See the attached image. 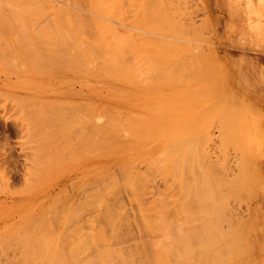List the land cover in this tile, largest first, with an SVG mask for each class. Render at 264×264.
Returning a JSON list of instances; mask_svg holds the SVG:
<instances>
[{"label":"rangeland","instance_id":"rangeland-1","mask_svg":"<svg viewBox=\"0 0 264 264\" xmlns=\"http://www.w3.org/2000/svg\"><path fill=\"white\" fill-rule=\"evenodd\" d=\"M7 1L17 6L13 0H6L5 5ZM20 1L16 2L18 6ZM35 1L40 6V0ZM48 1L47 5L44 0L47 6L54 4L50 6L53 9L48 7L49 11L45 4V8L41 4L44 12L29 11L27 1L20 9L16 7V12L8 11L3 4L7 10L0 13V264H82L80 258L90 250V242L99 237H93L95 232L105 235L107 249L114 252L110 250L114 257L109 258V264L115 260V264H167L170 259L173 261L169 264H187L189 258L192 260L188 264H207L204 261L211 255L206 257L205 253V259L204 250L199 252L204 242L212 243L211 248L206 245L209 254L216 253L208 264H264V0H159L156 5L162 2V8L158 13L155 0H141L142 4L140 0ZM144 1L147 9L140 6ZM151 3L156 7L155 13ZM24 8L29 14L21 11ZM147 15L160 24L153 26ZM3 17L10 20L4 22ZM57 17H64L62 22L67 27H62L59 19L61 28L58 23L57 27ZM45 21L48 26L42 25ZM100 21L106 25L102 27ZM77 25L83 26V31H78ZM38 26H42V31ZM143 26L150 29L144 30ZM100 27L107 30L100 35L106 47L110 40V47L115 49V43L123 44L126 37L132 38L130 44L125 43L128 47L124 44L123 51H119L122 45H117V56L116 50L111 53L114 60L110 53L107 56L108 47H101ZM173 29H179L177 34ZM134 35L143 39H135ZM153 35L160 40H153ZM165 37L168 42H182V46L177 44L180 50L177 42L159 44ZM144 38H153L148 40L151 44L146 40L145 44ZM139 40L143 44L138 45ZM85 42L92 45L89 48L93 54H88ZM167 43L175 44L177 50L171 45L173 48L169 46L167 51ZM163 44L165 48L160 46ZM146 47L153 51L155 48L156 54L149 52L154 59L148 58ZM141 55L152 60L146 61ZM133 60L151 66L142 63L139 68L145 69L139 72ZM110 62L117 64V68L112 67L115 70H109ZM131 64L136 65L133 69L140 76L131 72ZM185 69L186 73H180ZM236 140H240V145ZM169 161L174 162L173 166ZM97 191L101 192L96 194L98 201L94 199L92 203ZM102 201L106 204L102 205ZM106 208L107 216L117 217L110 219L112 224L110 217H102ZM159 218L166 220V225L171 224L170 229ZM151 222L156 223L153 226ZM163 228L167 237H163ZM183 231V240L186 234L188 237L185 246L178 237ZM231 239L236 240V249L230 245L229 250ZM97 240L98 244L103 242ZM159 241L165 246L157 245ZM226 242L228 247L223 245ZM175 245H179L176 250ZM186 246L193 248H189L192 252ZM74 247L77 256L70 252ZM182 248L188 250L184 261L177 254L187 251ZM114 250L120 256L114 255ZM156 251H164L168 257ZM183 252L179 253L185 258ZM228 254L233 263L227 259Z\"/></svg>","mask_w":264,"mask_h":264},{"label":"bare ground","instance_id":"bare-ground-1","mask_svg":"<svg viewBox=\"0 0 264 264\" xmlns=\"http://www.w3.org/2000/svg\"><path fill=\"white\" fill-rule=\"evenodd\" d=\"M0 1H1V0H0ZM2 1H3V0H2ZM5 1H6V0H5ZM5 1H4L3 3H2V2L0 3V4H2V5H0V7H1V8H0V13H1V11H2V12H3V11H6L8 8H9V9L11 8L10 10L8 9V11H15V9H17L18 7H19V9H20V7H22L21 4H23V2H24L25 0H24V1L22 0L23 2L20 1V6H18L19 4L16 3V2H18V0H17V1L13 0V2H15L14 4L17 5V6H16L17 8H16L15 6L9 4L8 1L6 2V4L8 3V5H5ZM27 1H28V2H27ZM29 1H30V2H29ZM34 1H35V0H34ZM46 1H47V5H48L49 1H48V0H46ZM87 1H88V0H87ZM91 1H92V0H91ZM129 1H130V0H129ZM132 1H133V0H132ZM142 1H143V0H142ZM148 1H149V3H150V0H147V2H148ZM153 1H154V0H153ZM153 1L151 0V2H153ZM158 1H159V0H155V1H154V2H156V3H155V6L158 7V8H157V11H156L157 13L159 12L158 10L162 8L161 5H160V4L162 3L161 1H160V2H161L160 4L156 5ZM162 1L165 2V0H162ZM9 2L11 3L12 0H9ZM21 2H22V3H21ZM26 2H27V3H26ZM38 2H40V3L42 4V6H44V8H45L46 2H44V0H40V1H38ZM42 2H43V3H42ZM97 2H98V1H97ZM100 2H101V1H100ZM103 2H104V1H103ZM114 2H115V0H114ZM116 2H117L116 4H118V1H116ZM133 2H134V1H133ZM133 2H132V3H133ZM138 2H139V1H138ZM154 2H153V3H154ZM164 2H163V3H164ZM171 2H172V1H171ZM24 3L27 4V5H26L27 7H26V6H25V7L28 8V9L30 8L29 11H32V12L35 11V10H36V11H37V10L40 11L41 9H43V10H41V11L44 12L46 9H48V7H49V9L51 10V9H53V8L50 7V6H53V5H54V4H53V5L51 4V5H49V6L46 5L47 7H46V9L44 10V8L41 6L40 3H39V4H40L41 7L37 4V1H35V4H36L37 6H39L40 9H38L39 7H37L36 5L34 6V2H33V0H26ZM29 3H30V4L32 3L31 6L33 5V6H32L33 8L30 7ZM73 3H74V2H73ZM91 3H93V2H91ZM106 3H107V2H106ZM122 3H123V2H122ZM122 3H121V4H122ZM140 3H141V0H140ZM140 3H138V4H140ZM149 3H148V4H149ZM153 3H151V5H152V7H151L152 10H151V11H153L154 8H156L155 6L153 7V5H154ZM158 3H159V2H158ZM3 4H4V6H5L7 9H6L5 7H4V8L2 7ZM12 4H13V3H12ZM43 4H45V5H43ZM102 4H103V3H102ZM136 4H137V2H136ZM141 4H142V3H141ZM141 4H140V6H142V7L145 6L146 9L148 8V7H147L148 5H147L146 1L143 2V5H141ZM165 4H166V3H165ZM24 5H25V4H24ZM24 5H23V6H24ZM118 5H119V4H118ZM131 5H132V4L129 3L128 6L131 8V7H132ZM133 5H134V4H133ZM151 5H149V7H150ZM172 5H173V4H172ZM8 6H9V7H8ZM58 6H59V5H58ZM62 6L65 7V5H62ZM62 6H61V4H60V7H62ZM114 6H117V5H114ZM140 6H138V8H140ZM163 6H164V4H163ZM13 7H14V8H13ZM66 7H67V5H66ZM97 7H98V6H97ZM107 7H108V6H107ZM110 7H112V6H110ZM134 7L137 8V6H134ZM134 7H133V9H134ZM160 7H161V8H160ZM165 7L167 8V7H169V6L165 5ZM165 7H164V8H165ZM31 8H32L33 10H32ZM54 8H55V7H54ZM58 8H59V7H58ZM68 8H69V7H68ZM108 8H109V7H108ZM108 8H107V9H108ZM119 8H120V7H119ZM119 8H118V11H119ZM172 8H173V6H172ZM172 8H171V10H172ZM3 9H4V10H3ZM5 9H6V10H5ZM19 9H18V10H19ZM21 9H22V8H21ZM49 9L46 10V11H49ZM61 9H62V10H61ZM61 9H60V11L63 12V11H64L63 8H61ZM105 9H106V8H105ZM109 9H110V8H109ZM112 9H113V8H112ZM121 9H122V7H121ZM146 9L144 8V12H145V13H148V12H146ZM174 9H175V8H174ZM24 10H25V8H24L23 10H21V11H24ZM57 10H58V9H57ZM115 10H116V9H114V10H112V11H115ZM138 10H139V9H138ZM138 10H137V11H138ZM141 10H143V8H140V11H141ZM166 10H167V9H166ZM16 11H17V10H16ZM16 11H15V12H16ZM19 11H20V10H19ZM25 11H26V13H27V9H26ZM29 11H28V12H29ZM52 11H54V10H52ZM71 11H73V9H72ZM75 11H78V10L75 9ZM99 11H100V13H101V9H100ZM99 11H98V12L96 11V12L99 13ZM120 11H122V10H120ZM133 11H134V10H133ZM161 11L164 12V10H161ZM168 11H169V9H168ZM172 11H173V10H172ZM32 12H31V13H32ZM93 12H94V10H93ZM149 12H150V11H149ZM170 12H171V11H170ZM175 12H176V11H175ZM13 13H14V12H13ZM23 13H24V12H23ZM53 13H54V12H52V14H53ZM58 13L60 14V12H58ZM58 13H57V14H58ZM102 13H103V12H102ZM138 13H139V12H138ZM141 13H143V12H141ZM153 13H155V11H153ZM160 13H161V12H160ZM160 13H159V14H160ZM27 14H29V13H27ZM35 14H36V13H35ZM65 14H66V10H65ZM69 14H70V13H69ZM78 14H79V13H77V17H78ZM117 14H119V12H117ZM143 14H144V13H143ZM143 14H141V16H142ZM150 14L153 15L151 12H150ZM150 14H148V15H150ZM159 14H158V15H159ZM174 14H175V13H174ZM1 15H2V14H1ZM10 15H11V14H10ZM13 15H14V18H15V14H13ZM18 15H19V14H18ZM41 15H42V14H41ZM55 15H56V13H55ZM55 15H54V16H55ZM80 15H81V14H80ZM119 15H120V14H119ZM136 15H137V14H136ZM144 15H146V14H144ZM148 15H147V18H148V19H151V21H150V20H148V21H150V23H153V24H154L153 26H155V24H156V25H159V24H160V23H159V24H158V23H155V21H156L155 18H154V22H152V21H153L152 18H153L154 16H156V15H153V17L151 16V18H150V16H148ZM161 15H163V14H161ZM169 15H170V14H169ZM3 16H4V15H3ZM32 16H36V15H32ZM32 16H31V17H32ZM37 16H39V15H37ZM43 16H44V15H43ZM54 16H53V17H54ZM65 16H66V15H65ZM65 16H64V17H65ZM139 16H140V15H139ZM139 16H138V17H139ZM141 16H140V18H141ZM12 17H13V16H12ZM20 17H21V16H19L18 19H20ZM40 17H41V16H40ZM53 17H51V18H53ZM59 17H62V16H59ZM59 17L54 18V20H55V19L58 20ZM64 17H63V18H60L59 20L62 22V19H64ZM75 17H76V16H74V18H75ZM82 17H83V16H82ZM82 17H81V18H82ZM97 17H98V16H97ZM143 17H144V16H143ZM167 17H168V16H167ZM10 18H11V17H10ZM14 18H12V19H14ZM51 18H50V19H51ZM88 18H89V17H88ZM98 18H99V17H98ZM156 18H158V17L156 16ZM161 18H162V17L160 16L159 19H161ZM164 18H165V17H164ZM171 18H172V17H171ZM171 18H170V19H171ZM175 18H176V17H175ZM6 19H9V18H6ZM6 19L3 17L2 20H4V22H6ZM27 19H28V18H27ZM29 19H30V17H29ZM29 19H28V21H29ZM39 19H40V18H39ZM78 19H79V18H77V20H78ZM167 19H168V18H167ZM9 20H10V19H9ZM9 20H8V21H9ZM33 20H34V19H33ZM54 20H53V21H54ZM56 20H55V23H54V24H55L56 26L59 24L58 26L61 28V25H60L61 22H60L59 20L56 22ZM64 20H65V19H64ZM74 20H75V22H76V19H74ZM84 20H85V19H84ZM90 20H91V19H90ZM90 20H89V21H90ZM96 20H97V18H96ZM138 20H139V19H138ZM163 20H164V19L162 18L161 21H163ZM12 21H13V20H12ZM17 21H18V20H17ZM24 21H25V18H24ZM35 21H37V20H35ZM72 21H73V20H72ZM78 21H79V20H78ZM81 21H82V20H80V22H81ZM148 21H147V22H148ZM157 21H158V20H157ZM164 21H165V20H164ZM164 21H163V22H164ZM168 21H169V19H168ZM43 22H44V21H43ZM84 22H85V21H84ZM86 22H87V20H86ZM140 22H141V21H140ZM142 22H143V21H142ZM158 22H159V21H158ZM165 22H166V21H165ZM169 22H170V21H169ZM169 22H168V23H169ZM171 22H173V20H172ZM176 22H177V21H176ZM10 23H12V22H10ZM16 23H17V22H16ZM30 23H31V22H30ZM46 23H47V22L45 21V23H43L42 25H45ZM52 23H53V22H52ZM56 23H58V24H56ZM62 23H63V24H62V25H63L62 27H64L65 24H66V22L64 21V22H62ZM73 23H74V22H73ZM78 23H79V22H78ZM91 23H92V22H91ZM96 23H97V22H95V24H96ZM100 23H101L102 27H104V26L106 25V24L103 25V23H102L101 21H100ZM138 23H139V22H138ZM150 23H149V24H150ZM48 24H49V23H48ZM50 24H51V23H50ZM76 24H77V23H76ZM84 24H85V23H84ZM97 24H98V23H97ZM97 24H96V25H97ZM165 24H166V23H165ZM165 24H163V26H164ZM174 24H176V23L174 22ZM14 25H15V24H14ZM20 25H21V24H20ZM25 25H26V24H25ZM25 25H24V27H25ZM46 25H47V24H46ZM55 25H54V26H55ZM133 25H134V24H133ZM145 25H146V24H145ZM147 25H148V24H147ZM166 25H167V24H166ZM171 25H172V23H170V27L172 28ZM6 26H7V25H6ZM10 26H11V25H10ZM47 26H48V25H47ZM56 26H55V28H56ZM58 26H57V27H58ZM71 26H74V24L71 25ZM77 26H78V28H79L78 31H80V28L83 27V26L79 27V25H77ZM97 26H98V28H99V24H98ZM109 26H110V25H109ZM137 26H138V25H137ZM140 26H141V29H142V24H141ZM148 26H149V25H148ZM148 26H147V27H146V26H143L144 30H145L146 28H149V29H150V27H148ZM173 26H174V25H173ZM14 27H15V26H14ZM38 27H39V26H38ZM41 27H42V26H41ZM41 27H39L40 30H41ZM65 27H67V26H65ZM102 27H100V30L97 29V30L100 31V33H99L98 36L101 35V31H102V30H103V32H104V30H105V28L102 29ZM107 27H108V26H107ZM157 27H158V26H157ZM167 27H168V26H167ZM176 27L178 28L179 26L176 24ZM55 28H54V29H55ZM72 28H73V27H72ZM96 28H97V27H96ZM152 28H153V27H152ZM164 28H166V27H164ZM27 29H29V28H27ZM46 29H48V28H45V30H46ZM51 29H52V28H51ZM57 29H59V28H57ZM57 29H56V30H57ZM73 29H74V28H73ZM75 29L77 30L76 27H75ZM86 29H87V28H86ZM128 29H129V28H128ZM154 29H156V28H154ZM162 29H163V27L161 28V30H162ZM29 30H30V29H29ZM89 30H90V29H89ZM152 30H153V29H152ZM152 30H151V31H152ZM159 30H160V27H159ZM167 30H169V29H167ZM167 30H166V31H167ZM173 30H174V32L176 31L175 33L177 34V30H179V29H173ZM173 30H172V31H173ZM27 31H28V30H27ZM41 31H42V30H41ZM58 31H59V30H58ZM67 31H68V30H67ZM70 31H71V27H70ZM72 31H73V30H72ZM82 31H83V28H82ZM84 31H85V30H84ZM99 31H98V32H99ZM105 31H107V30H105ZM111 31H112V30H111ZM147 31H148V30H147ZM154 31H155V30H154ZM157 31H158V30L156 29L155 33H156ZM62 32H63V31H62ZM103 32H102V33H103ZM109 32H110V31H109ZM114 32H115V31H114ZM114 32H113V33H114ZM136 32H139V31H136ZM162 32H163V31H162ZM168 32H170V31H168ZM26 33H27V32H26ZM47 33H49V32H47ZM69 33H70V32H69ZM69 33H68V34H69ZM87 33H88V32H87ZM105 33H106V32H105ZM105 33H104V34H105ZM115 33H116V32H115ZM115 33H114V34H115ZM141 33H142V32H141ZM141 33H139V34H141ZM157 33H158V32H157ZM159 33H161V31H160ZM163 33H164V32H163ZM163 33H161V35H164ZM175 33H174L173 35H175ZM30 34H31V33H29L28 36H30ZM50 34H51V33H50ZM61 34H62V33H61ZM64 34H65V33H64ZM71 34H72V33H71ZM71 34H70V35H71ZM97 34H98V33H97ZM107 34H108V33H106V35H107ZM148 34H149V33H148ZM166 34H167V33H165V35H166ZM170 34H171V32H170ZM45 35H46V33H45ZM47 35H48V34H47ZM77 35H78V34H76V36H77ZM94 35H95V34H94ZM108 35H110V33H109ZM115 35H117V34H115ZM115 35H114V36H115ZM136 35H138V33H136ZM143 35H144V34H143ZM167 35H168V34H167ZM167 35H166V36H167ZM173 35H172V36H173ZM28 36H27V37H28ZM32 36H33V35H32ZM32 36H31V37H32ZM41 36H42V35H41ZM52 36H54V35H52ZM56 36H57V35H56ZM114 36H113V37H114ZM139 36H140V35H139ZM33 37H34V36H33ZM45 37H46V36H45ZM59 37H60V36H59ZM59 37H58V38H59ZM63 37H64V36H63ZM66 37L68 38V36H66ZM78 37H79V36H78ZM100 37H101V39H103L102 36H100ZM105 37H106V38H105V41H106V40H107V36H105ZM111 37H112V33H111ZM135 37H136V36L134 35V38H135ZM146 37H147V36H146ZM148 37H150V36H148ZM152 37L155 38L154 35H153ZM158 37H159V36H157L155 39H153V38L145 39V38H144V41L146 40L147 42H149L150 39L156 40ZM39 38H40V37H39ZM41 38H42V37H41ZM50 38H51V37H50ZM64 38H65V37H64ZM67 38H66V39H67ZM96 38H98V37L96 36ZM117 38H118L119 40H121V38H119V36H118ZM130 38H131V37H130ZM130 38L128 37V39H127V37H126V39H127V40L125 39L126 41H125L124 39H122V40L125 41V42H124V41L122 42L123 44H119V43L116 44L115 42H118V39H116L117 41L114 39V41H115L114 43H115V44H114L113 46H114V48L116 47L115 49H113V47H110V46L112 45L110 39H109L110 42H109V41L107 42V43L109 44V46H107V47H108L107 50H106L107 47H106V45H105L106 42H104V39L102 40V41H103V42H102V45H101V44H100V45H101V47L105 45L103 48H105V50L108 51V53L106 52V53H107V56L109 55V53H110V55H111V53H112L114 50H116V53H115V55H116V54H118L117 52H118V49H119V46H117V45H120V46L122 45V47H120V48H122V49H120L119 51H123V49H124L123 47H125V45H126V47H128L127 44H130V43L128 42ZM134 38H133V39H134ZM139 38H140V39H143V38H141V37H138V38L136 37L135 39H139ZM159 38H160V37H159ZM159 38H158V39H159ZM162 38H163V37H162ZM176 38H178V37L176 36ZM46 39H47V38H46ZM70 39H71V37H70ZM75 39H76L75 41H78L77 38H75ZM78 39H79V38H78ZM131 39H132V38H131ZM135 39H134V40H135ZM158 39H157V40H158ZM42 40H43V39H42ZM44 40H45V39H44ZM67 40H68V39H67ZM73 40H74V39H73ZM96 40H97V39H96ZM148 40H149V41H148ZM157 40H156V41H157ZM159 40H160V39H159ZM162 40H163V39H162ZM162 40H161V42H160L159 44H161L162 42H166V41L168 42V40H166V37L164 38V41H162ZM170 40H171V39H170ZM170 40H169L170 43H175V42H177V43H175L176 45L178 44V45L182 46V42H180V43H181V44H180V43H178V41H175V42H174L173 40H171V41H170ZM63 41H64V40H63ZM79 41H80V39H79ZM112 41H113V38H112ZM146 41H145V44H146ZM156 41H155V42H156ZM180 41H181V40H180ZM183 41H184V40H183ZM44 42H45V41H44ZM70 42H71V41H70ZM82 42H83V41H82ZM82 42H81V43H82ZM127 42H128V43H127ZM131 42H132V41H131ZM140 42H141V41L139 40V44H138V45H140L141 43L143 44V40H142L141 43H140ZM169 42H168V43H169ZM100 43H101V42H100ZM120 43H121V41H120ZM125 43H127V44H125ZM149 43L151 44V42H149ZM168 43H167V45H166L167 48H168L167 51H169V48H170V47H171V49H172V48H173V47H172L173 45L175 46L174 48L176 49V45H175V44H170V45H169ZM185 43H186V45H187V41H185ZM52 44H53V43H52ZM78 44H79V42H78ZM78 44H77V48L80 49V48H79L80 44H79V45H78ZM82 44H83V43H82ZM90 44H91V43H90ZM98 44H99V43H98ZM103 44H104V45H103ZM124 44H125V45H124ZM134 44H135V42H134ZM152 44H153V43H152ZM155 44H156V43H154V45H155ZM66 45H67V44H66ZM69 45H70V44H69ZM85 45L88 46L87 49L89 50V52H88V51H87V52H88V54H89L90 51H91L92 49L89 48L90 45H89V44H86V42H85ZM95 45L97 46V44H94V46H95ZM123 45H124V46H123ZM135 45H137V42H136ZM135 45H134V46H135ZM138 45H137V46H138ZM157 45H158V43H157ZM164 45H165V44L160 45V46H162V48H163ZM171 45H172V46H171ZM178 45H177V48H179V50H180V46L178 47ZM183 45H184V43H183ZM45 46H46V45H45ZM63 46H64V45H63ZM74 46H76V43H75ZM81 46H82V45H81ZM91 46H92V45H91ZM91 46H90V47H91ZM137 46H136V47H137ZM158 46H159V45H158ZM158 46H157L156 48H158ZM169 46H170V47H169ZM69 47H70V46H69ZM101 47L99 46L98 48H101ZM109 47H110V48H109ZM117 47H118V49H117ZM126 47H125V48H126ZM140 47H141V46H140ZM185 47H186V46H185ZM74 48H76V47H74ZM74 48H73V50H74ZM77 48H76V49H77ZM94 48H95V47H94ZM96 48H97V47H96ZM111 48H112L113 50H112ZM138 48H139V47H137V49H138ZM147 48L149 49V47H146V49H147ZM164 48H165V46H164ZM181 48H183V47H181ZM194 48H195V47H194ZM71 49H72V48H71ZM76 49H75V50H76ZM81 49H82V48H81ZM83 49H84V48H83ZM90 49H91V50H90ZM101 49H102V48H101ZM101 49H100V50H101ZM110 49L112 50L111 52L109 51ZM141 49H142V48H140V50H141ZM144 49H145V48H144ZM144 49H142V50H144ZM150 49H151V50H150ZM150 49H149L150 51H149V50L146 51V52H147V53H146L147 55H148L149 52H151V53L155 52V54H156V50H155V48H154V51L152 50V49H153L152 47H151ZM160 49H161V47H160ZM171 49H170V50H171ZM93 50H95V49H93ZM105 50H104V51H105ZM124 50H125V49H124ZM128 50H129V49H127L126 51H128ZM130 50H131V49H130ZM173 50H174V49H173ZM176 50H177V49H176ZM102 51H103V49H102ZM126 51H125V52H126ZM134 51H135V50H134ZM137 51H139V50H137ZM137 51L134 52V53H137ZM162 51H163V50H162ZM174 51H175V50H174ZM194 51H195V50H194ZM81 52H82V51H81ZM94 52H95V51H94ZM125 52H124V53H125ZM140 52H141V51H140ZM140 52H139V53H140ZM170 52H171V51H170ZM170 52H167V54H168V53L170 54ZM74 53H75V52H74ZM78 53H79V52H78ZM78 53H77V54H78ZM98 53H101V52H98ZM119 53H120V52H119ZM129 53H130V51H129ZM134 53H133V54H134ZM159 53H160V52H159ZM159 53H158L157 55L160 56V54H161L162 52H161L160 54H159ZM174 53H175V52H174ZM79 54H80V53H79ZM90 54H93V52H91ZM104 54H105V52H104ZM104 54H103V55H104ZM141 54H142V53H141ZM143 54H144V53H143ZM146 54H145V55H146ZM149 54H150V53H149ZM162 54H164V53H162ZM171 54H173V52H172ZM100 55H101V54H100ZM103 55H101V56H103ZM110 55H109V57H110L111 60H112V59L114 60V59L116 58V57H113V54H112L111 56H110ZM123 55H124V54H123ZM138 55H140V54H138ZM75 56H76V55H75ZM78 56H79V55H78ZM88 56H89V55H88ZM94 56H95V55H94ZM97 56H98V55H97ZM116 56H117V55H116ZM119 56H121V58H122V53H121V55L119 54ZM119 56L117 57V59L119 58ZM124 56H125V55H124ZM141 56H143V55H141ZM152 56H153V55L150 54V55H148V58L150 57V58L154 59L155 57L153 56V57H154V58H153ZM159 56H156V57L158 58ZM162 56H163V55H162ZM162 56H161V57H162ZM185 56H188V55H185ZM195 56H197V55H195ZM195 56H194V57H195ZM79 57L81 58L82 56L80 55ZM79 57H78V58H79ZM99 57H100V56H99ZM112 57H113V58H112ZM135 57L137 58V56H135ZM163 57H164V56H163ZM194 57H193L192 59L197 58V57H195V58H194ZM89 58H90V57H89ZM121 58H119V59H121ZM136 58H135V59H136ZM143 58H145V57L143 56ZM146 58H147V57H146ZM146 58H145V59H146ZM159 58H160V57H159ZM187 58H188V57H187ZM190 58H191V57H190ZM199 58H200V57H199ZM73 59H74V58H73ZM92 59H93V58H92ZM94 59H95V58H94ZM105 59H106V58H105ZM140 59H141V58H140ZM145 59H144V60H145ZM152 59H150V60H152ZM87 60H88V59H87ZM111 60H110V61H111ZM136 60H137V59H136ZM136 60H133V62H136L135 64H137V67H138V68L142 65V63H144V64L146 63L145 61H143L142 63L140 62V65H139V62H137V61H140V60H137V61H136ZM142 60H143V59H142ZM142 60H141V61H142ZM147 60H148V59H146V61H147ZM150 60H148V61L150 62ZM156 60H157V59H156ZM158 60H159V59H158ZM163 60H164V58H163ZM163 60H162V61H163ZM76 61H77V60H76ZM80 61L82 62V59H81ZM91 61H92V60H90V62H91ZM116 61H117V60H116ZM154 61H155V60H154ZM164 61H165V60H164ZM168 61H169V59H168ZM179 61H181V60H178V63H179ZM72 62H73V60H72ZM72 62H71L70 64H72ZM81 62H80V63H81ZM84 62H85V60H84ZM112 62H113V61H112ZM112 62H110V63H112ZM114 62H115V61H114ZM117 62H118V61H117ZM120 62H121V61H120ZM152 62H153V61H152ZM160 62H161V61H160ZM76 63H77V62H76ZM86 63H87V62H86ZM115 63H116V62H115ZM153 63H154V62H153ZM155 63H156V61H155ZM155 63H154V64H155ZM163 63H164V62H163ZM163 63H162V64H163ZM170 63H171V62H170ZM182 63H183V62H182ZM73 64L75 65L74 62H73ZM73 64H72V65H73ZM113 64H114V63H112V66L109 67V68H111V69H109L107 66H106V67H107L109 70H115V69H113L112 67H114V66L116 65L115 67L117 68V64H115V65H113ZM135 64H134V66H136ZM144 64H143V65H144ZM156 64H157V63H156ZM158 64H159V63H158ZM158 64H157V65H158ZM162 64H161V65H162ZM164 64H166V63H164ZM180 64H181V62L179 63V65H180ZM74 65H73V66H74ZM105 65H106V64H105ZM119 65H121V63H120ZM119 65H118V66H119ZM138 65H139V66H138ZM143 65H142V66H143ZM145 65H150V64L147 63V64H145ZM152 65H153V64H152ZM157 65H156V66L153 65V66H155L154 68L157 69ZM167 65H168V64H167ZM182 65H183V64H182ZM70 66H71V65H70ZM75 66H76V65H75ZM75 66H74V67H75ZM122 66H123V65H122ZM122 66H121L120 68H122ZM134 66H133V67H134ZM150 66H151V65H150ZM150 66H148L149 69H151ZM153 66H152V67H153ZM158 66L160 67V65H158ZM176 66H177V65H176ZM180 66H181V65H180ZM78 67H79V65H78ZM82 67H83V65H82ZM103 67H104V70H105V66H103ZM131 67H132V64H131ZM133 67H132L131 69H133ZM137 67H136V68H137ZM145 67H146V66H145ZM171 67H172V66H171ZM181 67H182V66H181ZM202 67H203V66H202ZM70 68H71V67H70ZM84 68H85V67H84ZM127 68H128V67H127ZM154 68H153V69H154ZM161 68H162V67H161ZM200 68H201V67H200ZM75 69H76V68H75ZM75 69H74V70H75ZM82 69H83V68H82ZM82 69H79V70H82ZM128 69H129V68H128ZM143 69H145V68H143ZM143 69H142V67H141V69L139 68L138 71L141 72V70H143ZM175 69L177 70V68H175ZM178 69H179V67H178ZM116 70H118V69H116ZM146 70L149 71V70L147 69V67H146ZM154 70H155V69H154ZM159 70H160V69H159ZM176 70H174L173 72H175ZM200 70H201V69H200ZM75 71H76V70H75ZM133 71H135V69H133L131 72H133ZM155 71H158V70H155ZM163 71H164V70H163ZM178 71H179V70H178ZM178 71H177V72H178ZM135 72H136V71H135ZM184 72L186 73V72H187V69H185V71L183 70V72L181 71L180 73H184ZM106 73H107V72H106ZM112 73H113V72H112ZM150 73H151V75H152L151 70H150ZM159 73H160V72H159ZM145 74L147 75V73H144V75H145ZM154 74H155V73H153V75H152L151 77L155 78V77H154ZM191 74L194 75V73H191ZM138 75L140 76V74H138ZM138 75H137V72H136V76H138ZM142 75H143V73H142ZM146 75H145V76H146ZM167 75H168V74H167ZM169 75H170V74H169ZM175 75L178 76L177 74H175ZM180 75H181V74H180ZM207 75H208V74H207ZM149 76H150V74H149ZM155 76H156V75H155ZM162 76H163V75H162ZM146 77H147V76H146ZM156 77H157V76H156ZM188 77H189V76H188ZM188 77H187V78H188ZM208 77H209V75H208ZM148 78H149V77H148ZM175 78H176V77H175ZM177 78H178V77H177ZM177 78H176V79H177ZM189 78H190V77H189ZM151 79H152V78H151ZM179 79H180V78H179ZM204 79H205V78H204ZM204 79H203V80H204ZM177 80H178V79H177ZM205 80H207V79H205ZM178 81H181V79L178 80ZM185 82H186V81H185ZM235 96H236V95H235ZM234 103H235V102H234ZM236 103H237V101H236ZM236 108H237V107H236ZM238 108H239V107H238ZM240 108H241V107H240ZM239 110H240V109H239ZM238 113H239V112H238ZM95 118H96V117H95ZM96 119H97V118H96ZM221 120H222V119H221ZM228 121H229V120H228ZM246 121H247V120H246ZM94 123H95V122H94ZM94 123H93V124H94ZM226 123H227V122H226ZM246 123H247V122H246ZM95 124H96V123H95ZM99 125H100V124H97L98 127H101V125H100V126H99ZM97 126H96V127H97ZM227 126H228V125H227ZM246 126H248V124H246ZM92 127H93V126H92ZM96 127L94 126L93 128H96ZM58 129H59V128H58ZM60 131H61V130H60ZM248 131H249V129H248ZM58 132H59V130H58ZM114 135H115V134H114ZM236 141H238V140H236ZM239 141H240V140H239ZM239 141H238V143H239ZM234 142H235V141H234ZM235 144H236V143H235ZM239 145H240V143H239ZM241 145H242V144H241ZM234 146L237 147L238 145L236 144V145H234ZM238 147H239V146H238ZM239 149H240V151H241V147H240ZM241 155H242V154H241ZM254 158H255V157H254ZM169 159H170V158H169ZM173 160H174V159H172V161H173ZM239 160H241V159L239 158ZM244 160H245V159H244ZM244 160H242V161H244ZM123 161H124V160H123ZM172 161H171V162H172ZM169 162H170V161H169ZM171 162H170V163H171ZM174 162H175V160H174ZM174 162L171 163L172 166H173ZM239 162H240V161H239ZM245 162H246V161H245ZM240 163H243V162H240ZM167 164L169 165V163H167ZM238 164H239V163H238ZM245 164H246V163H245ZM242 165H243V164H242ZM242 165H241V166H242ZM244 166H245V165H244ZM167 167H169V166H167ZM164 168H166V167H164ZM176 168H178V167L176 166ZM176 168H175V169H176ZM182 168H184V167H182ZM241 168H242V167H241ZM241 168H240V172H241ZM167 169H168V168H167ZM169 169H170V168H169ZM243 170H245V169L243 168ZM167 171H168V170H166V172H167ZM241 173H242V172H241ZM242 174H244V173H242ZM136 176L138 177V175H136ZM134 179H135V178H134ZM136 180H137V179H136ZM136 180L133 182L134 184L136 183ZM237 180H239V179H237ZM110 181H111V180H110ZM93 184H94V183H93ZM238 184H240V182H239ZM135 185H136V184H135ZM88 186H90V185H88ZM90 187H91V186H90ZM105 187H106V186H105ZM101 188H102V187H101ZM87 189H88V187H87ZM108 189H109V188H108ZM89 190H90V189H89ZM91 191H92V189H91ZM94 191H95V190H94ZM94 191H93V192H94ZM97 192H98V191H97ZM97 192L94 193V194H95L94 196L92 195V196L94 197V198L92 197V198H93V201H92V199H91V202H92V203H93V202L95 203L94 199L98 201V199H97L96 197H97L98 195H100L101 192H100V193H99V192L97 193ZM96 194H98V195H96ZM101 196H102V195H101ZM110 196H111V195H110ZM87 197H88V196H87ZM112 197H113V196H112ZM88 198H90V197H88ZM88 200H89V199H88ZM107 200H108V198H107ZM89 202H90V200H89ZM91 202H90V203H91ZM104 202H106V201H104ZM109 202H110V201H109ZM111 202H112V201H111ZM99 203H100V201L98 202V204H99ZM105 204H106V203H103V201H102V205H105ZM75 205H76V204H75ZM88 205H89V203H88ZM96 205H97V204H96ZM107 205H108V204H107ZM109 205H110V204H109ZM111 205H112V204H111ZM78 206H79V205H78ZM80 206H81V205H80ZM90 206H91V205H90ZM157 206H159V205H157ZM157 206H156V207H157ZM92 207H93V206H92ZM103 207H104V206H103ZM159 207H161V205H160ZM70 209H71V208H70ZM73 209H74V208H73ZM105 210H106V213H105L106 215L103 214V216H102V215H101V216L104 217V218L107 217V219H108L110 216H107V212H108L107 210H109V209L106 208ZM77 211H79V210H77ZM77 211H76V212H77ZM115 212H116V211H115ZM72 213H73V212H72ZM72 213H70V214H72ZM75 214H76V213H75ZM77 214H78V213H77ZM109 214H110V212H109ZM109 214H108V215H109ZM110 215H111V214H110ZM113 215H114V214H113ZM105 216H106V217H105ZM74 217H76V216L74 215ZM112 217H113L112 219L117 218V217H114V216H112ZM162 217H163V216H162ZM110 219H111V217L108 219V221H111V220H112V219H111V220H110ZM159 220H162V218H159ZM163 220H164V219H163ZM163 220H162V222H161V221H159V222L165 224L164 222H165L166 220H164V221H163ZM100 221H101V220H100ZM156 221L158 222V220H156ZM79 222H80V221H79ZM86 222H87V221H86ZM116 222H117V220H116ZM77 223H78V222H77ZM77 223H75V224H77ZM95 223H96V222H95ZM104 223H105V222H104ZM110 223L112 224V221H111ZM110 223H107V226H108V224H109L108 228L111 226ZM151 223H152V222H151ZM155 223H156V222H155ZM155 223H154V225H155ZM84 224H85V223H84ZM86 224H87V223H86ZM105 224H106V223H105ZM166 224H167V223H166ZM166 224H165V225H166ZM88 225H89V223H88ZM113 225H114V223H113ZM115 225H116V224H115ZM115 225H114V226H115ZM148 225H149V224H148ZM152 225H153V223H152ZM154 225H153V226H154ZM158 225H159V224H158ZM102 226H103V225H102ZM117 226H118V223H117ZM149 226H150V225H149ZM166 226L169 227V229H170L171 224H170V226H168V225H166ZM177 226H178V225H177ZM177 226H176V227H177ZM64 227H65V226H64ZM88 227H89V226H88ZM96 227H97V226H96ZM99 227L101 228V226H99ZM121 227H122V226H121ZM159 227H160V225H159ZM150 228L152 229L153 227L150 226ZM161 228H162V227H161ZM179 228H181V227L179 226ZM182 228H184V227H182ZM237 228H238V227H237ZM237 228H236V229H237ZM71 229H72V228H71ZM79 229H81V228H79ZM97 229H98V227H97L95 230H97ZM101 229H103V228H101ZM105 229H106V228H105ZM114 229L116 230V228H114ZM118 229H119V228H118ZM164 229H166V228H163V230H164ZM24 230H25V229H24ZM69 230H70V229H69ZM72 230H73V229H72ZM74 230H76V229L74 228ZM93 230H94V229H93ZM98 230H99V229H98ZM98 230H97V231H98ZM103 230H104V229H103ZM153 230H154V228H153ZM157 230H158V227H157ZM177 230H178V229H177ZM180 230H181V229H180ZM182 230H183V229H182ZM182 230H181V231H182ZM186 230H187V229H185V231H186ZM204 230H206V229H204ZM77 231H78V230H77ZM80 231H81V230H80ZM109 231H110V230H109ZM160 231H161V230H160ZM164 231H165V232H164ZM164 231L162 232V234L165 233L163 237H167L166 235H169V234H168V232H166V230H164ZM173 231H175V230H172V232H173ZM178 231H179V230H178ZM207 231H208V230H207ZM64 232H65V231H64ZM70 232H73V231H70ZM78 232H79V231H78ZM113 232H115V231L113 230L111 233H113ZM152 232H153V231H152ZM156 232H157V231H156ZM158 232H159V230H158ZM175 232H177V231H175ZM179 232H180V231H179ZM186 232H188V230H187ZM190 232H191V231H190ZM235 232H236V230H235ZM75 233H77V232L75 231ZM100 233H101V232H98V235H97L96 232H95V234L93 233V234H94L93 237H94V236H97V237L99 236L100 238H99V237H98V238H95V237H94L95 240L92 238L93 241L96 242V243H95V242H94V243H93V242H90L91 244L93 243L92 245L88 242V243L90 244V246H88V248L91 247V248H89L90 250L87 249L88 251H86V250L83 249L84 252L86 251V253L84 254L85 257H82V255L79 256V257H82V259L80 258V261L83 262L82 264H109V258L112 259V258L114 257V256H112L113 254H111V253L113 252V250L110 249L111 247H110L109 249H110L112 252H111L110 250L107 249L108 247L106 246V243H107V242H105V241H106V237H105V235L102 234L105 238H104V237H101V234H100ZM154 233H155V232H154ZM173 233H174V232H173ZM183 233H184V231L181 232L182 235L179 234V236H178V237L181 238L182 240H183V238H184ZM188 233H189V232H188ZM236 233H237V232H236ZM47 234H48V233H47ZM114 234H115V233H114ZM116 234H117V233H116ZM50 235H51V234H50ZM50 235H48V237H49ZM111 235H112V234H111ZM174 235L176 236V234H174ZM177 235H178V233H177ZM186 235H187V234H186ZM186 235H185V237H186V239H187L188 237H187ZM85 236H86V235H85ZM85 236H84V237H85ZM65 237H66V236H65ZM76 237H77V236H76ZM110 237H111V236H110ZM116 237H117V236H116ZM178 237H177V240H178V241H182V240H179ZM182 237H183V238H182ZM46 238H47V237H46ZM66 238H67V237H66ZM80 238H81V237H80ZM82 238H83V237H82ZM82 238H81V240H82ZM87 238H88V237H87ZM87 238H85V239H87ZM90 238H91V237H90ZM231 238H232V237H231ZM237 238H238V237H237ZM239 238H241V237L239 236ZM239 238L237 239L238 243H239ZM97 239H99L100 242H101V239H102V240H103L102 243H104V245H102V243H101V244H98L99 242H97V241H98ZM104 239H105V240H104ZM149 239H150V238H149ZM165 239H166V238H165ZM165 239H164V240H165ZM170 239H171V238H170ZM186 239L182 241V242H184L183 245H184V244H185V245L188 244V243L186 242L188 239H187V240H186ZM205 239H206V238H205ZM234 239H236V237H235ZM234 239H233V241H236V240H234ZM67 240H68V239H67ZM70 240H71V239H70ZM73 240H75V239H73ZM73 240H72V241H73ZM96 240H97V241H96ZM167 240H168V239H167ZM171 240H172V239H171ZM208 240L210 241V239H208ZM212 240H213V239H212ZM221 240H222V239H221ZM62 241H63V240H61V242H62ZM72 241H71V242H72ZM88 241H89V240H88ZM90 241H92V240H90ZM143 241H144V240H143ZM150 241H151V239H150ZM168 241H169V240H168ZM195 241H196V240H195ZM215 241H216V239H215ZM217 241H219V240H217ZM233 241H232V239H231V242H232V243L229 241L231 244L228 242V243H229L228 246L232 245V248H235L234 246H236V245H233V244L235 243V242H233ZM47 242H48V241H47ZM58 242H59V241H58ZM58 242H57V243H58ZM66 242H67V241H66ZM83 242H84V240H83ZM141 242H142V241H141ZM159 242H160V241H159ZM163 242H164V241H163ZM173 242H174V240H173ZM175 242H176V241H175ZM185 242H186V243H185ZM189 242H191V241H189ZM193 242H194V239H193ZM206 242H207V241H206ZM211 242H212V241H211ZM74 243H75V242H74ZM79 243H80V241H79ZM88 243H86V244H88ZM142 243H143V242H142ZM144 243H145V242H144ZM150 243H151V242H150ZM160 243H161V242H160ZM160 243H159V244L157 243V245L163 247L164 244H162V243L160 244ZM166 243H167V242H166ZM195 243H196V242H195ZM202 243H203V241H201V244H202ZM62 244H64V243H62ZM62 244L60 243V246H62ZM84 244H85V243H84ZM89 244H88V245H89ZM96 244H97V245H96ZM147 244H148V243H147ZM170 244H171V242H170ZM173 244H174V243H172V246L174 247ZM181 244H182V243H181ZM190 244H191V243H190ZM201 244L199 243V246H200ZM211 244H212V243H211ZM211 244L209 243V245H208V244L205 243V242L203 243V248H202L199 252H201L202 250H204V251H202V252H204V257H205V253H206V257H207V256L209 257V255H211L210 258L213 257V254H214V255L216 254V253H212L211 251H210V254L208 253V249H207L206 245H208V247L211 248V246H210ZM235 244H236V243H235ZM27 245H28V244H27ZM48 245H49V244H48ZM64 245H65V244H64ZM69 245H70V244H69ZM93 245H94V246H93ZM113 245H114V244H113ZM115 245H116V244H115ZM120 245H121V244H120ZM152 245H154V244H152ZM166 245H167V248H165V249H168V247H169V242H168ZM185 245H184V246H185ZM191 245H193V243H192ZM191 245H187V246H191ZM223 245H226V246H227V242H226V243H223ZM238 245H239V244H238ZM24 246H25V245H24ZM28 246H29V245H28ZM58 246H59V244H58ZM73 246H74V245H73ZM75 246H76V244H75ZM82 246H84V245H82ZM92 246H93V247H92ZM111 246H112V245H111ZM159 246H158V247H159ZM164 246H165V245H164ZM172 246H171V248H170L171 250L173 249ZM175 246H176V247H175V250H176V249L178 248L179 245H175ZM187 246H186V247H187ZM196 246H197V245H195V248H196ZM199 246H198L197 248H199ZM226 246H225V247H226ZM228 246H227V247H228ZM119 247H120V246H119ZM135 247H136V246H135ZM154 247H155V245H154ZM162 247H161V249H162ZM191 247H192V246H191ZM223 247H224V246H223ZM57 248H59V247H57ZM179 248H180V247H179ZM187 248H188V247H187ZM187 248H182V249H184V251H185V249L187 250ZM189 248H190V247H189ZM189 248H188V249H189ZM230 248H231V246L229 247V250H230ZM23 249H24V248H23ZM154 249H155V248H154ZM154 249H152V250H154ZM163 249H164V248H163ZM190 249H191V248H190ZM190 249H189V250H190ZM192 249H193V248H192ZM192 249H191V250H192ZM235 249H236V248H235ZM238 249H239V248H238ZM57 250H58V249H57ZM73 250H75V251H73ZM73 250H70V252L72 251V252H74L73 254H76V253H77V251H76L77 249L74 247ZM131 250H132V249H131ZM171 250H170V251H171ZM173 250H174V249H173ZM173 250H172V252H173ZM178 250H180V249H178ZM178 250H177V251H178ZM191 250H190V251H191ZM229 250L226 249V253H227V251H229ZM231 250H233V249H231ZM26 251H27V250H26ZM58 251H59V250H58ZM79 251H82V250H79ZM79 251H78V252H79ZM114 251H115V250H114ZM119 251H120V250H119ZM135 251H136V249H135ZM167 251H169V250H167ZM170 251H169V253H170ZM177 251H176V252H177ZM190 251H189V252H190ZM234 251H235V250H234ZM237 251H238V250H237ZM237 251H235V252H237ZM24 252H25V250H24ZM59 252H60V251H59ZM75 252H76V253H75ZM116 252H118V251H115V254H114V255H116ZM128 252L130 253V251H128ZM154 252H155V251H154ZM156 252H158V254H161V253H163V255L166 254V253H164V251H162L161 253H159V251H156ZM174 252H175V251H174ZM179 252H183V251L180 250ZM179 252H178L177 254H178L180 257H179L177 254H176V257L178 256L179 259L182 258L183 261H184V259L188 258V253H187L188 250L185 251L186 254H185V252L181 253L183 256H185V258H183V257L180 255ZM191 252H192V251H191ZM191 252H190V253H191ZM62 253H63V252H62ZM113 253H114V252H113ZM118 253H119V252H118ZM25 254H26V253H25ZM78 254H80V253H78ZM82 254H83V253H82ZM110 254H111L112 257H109ZM121 254H122V253H121ZM132 254H133V253H132ZM137 254H138V253H137ZM137 254H136V255H137ZM167 254H168V253H167ZM167 254H166L165 256H167ZM171 254H172V253H171ZM184 254H185V255H184ZM207 254H208V255H207ZM229 254H230V253H229ZM229 254H228L227 259L230 258V260H231V255H230V257H229ZM23 255H24V254H23ZM60 255H61V252H60ZM60 255H59V256H60ZM117 255H119V254H117ZM117 255H116V256H117ZM191 255H193V254H191ZM194 255H195V254H194ZM200 255L203 256V253L200 254ZM27 256H28V255H27ZM31 256H32V255H31ZM73 256H74V255H73ZM76 256H77V254H76ZM116 256H115V257H116ZM119 256H120V255H119ZM119 256H118V257H119ZM131 256H132V255H131ZM170 256H171V255H170ZM172 256H173V254H172ZM186 256H187V257H186ZM222 256H223V255H222ZM29 257H30V255H29ZM33 257H34V256H33ZM64 257H65V256H64ZM151 257H153V256H151ZM157 257H159V256L157 255ZM161 257H163V256H161ZM167 257H168V256H167ZM178 257H177V258H178ZM189 257H190V255H189ZM196 257H197V254H196ZM196 257H195V259H196ZM206 257H205V259H206ZM220 257H221V256H220ZM59 258H60V257H59ZM85 258H86V259H85ZM116 258H117V257H116ZM121 258L123 259L124 257H121ZM154 258H155V257H154ZM165 258H166V257H165ZM198 258H199V257H198ZM210 258H208L209 261H210ZM222 258H223V257H222ZM233 258H234V255H233L232 259H233ZM236 258H237V257H236ZM62 259H64V258H62ZM114 259H115V258H114ZM117 259H118V258H117ZM122 259H120V260H122ZM151 259H152V258H151ZM159 259H160V258H159ZM162 259H164V257H163ZM172 259H173V258H172ZM174 259H175V258H174ZM190 259L192 260V258H189L188 260H190ZM201 259H202V258H201ZM225 259H226V257H225ZM66 260H67V259H66ZM75 260H76V259H75ZM123 260H124V259H123ZM153 260H154V259H153ZM156 260H157V259H156ZM191 260H190V261H187V260H186L187 262H186V261H185V262L188 264V262L191 263ZM196 260H199V259H196ZM202 260H204V259H202ZM208 260H205L204 263L207 261V264H208ZM30 261H31V260H30ZM64 261H65V260H64ZM115 261H116V260H115ZM115 261H114V262H115ZM124 261H125V260H124ZM129 261H130V260H129ZM133 261H134V260H133ZM145 261H146V260H145ZM159 261H161V260H159ZM168 261H169V260H168ZM170 261H173V260L170 259ZM170 261H169V262H170ZM174 261H175V260H174ZM178 261H180V260H178ZM199 261H200V260H199ZM219 261H220V260H219ZM223 261H225V260H223ZM233 261H234V260H233ZM51 262H52V261H51ZM65 262H66V261H65ZM114 262L111 261L112 264H115V263H116V262H115V263H114ZM121 262H122V261H121ZM126 262H127V261H126ZM154 262H155V261H154ZM157 262H158V260H157ZM163 262H165V261H163ZM169 262H168L167 264H169ZM175 262H176V261H175ZM195 262H197V261H195ZM195 262H194V263H195ZM229 262H230V261H229ZM229 262H227V263H229ZM74 263H75V262H74ZM111 263H110V264H111ZM117 263H118V261H117ZM124 263H125V262H124ZM124 263H123V264H124ZM129 263H130V262H129ZM129 263H128V264H129ZM176 263H177V262H176ZM179 263H180V262H179ZM194 263L192 262V264H194ZM222 263H223V262H222ZM227 263H226V264H227ZM231 263H233L232 260H231ZM68 264H69V261H68ZM71 264H72V262H71ZM80 264H81V263H80ZM119 264H121V263L119 262ZM131 264H133V263H131ZM135 264H136V263H135ZM155 264H156V263H155ZM164 264H165V263H164ZM171 264H172V263H171ZM173 264H174V263H173ZM196 264H197V263H196ZM198 264H200V263H198ZM209 264H210V263H209ZM219 264H221V263H219Z\"/></svg>","mask_w":264,"mask_h":264}]
</instances>
